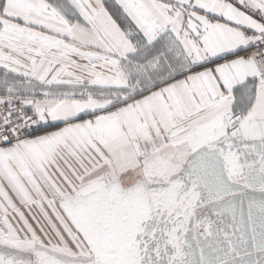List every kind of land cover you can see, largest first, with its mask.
Wrapping results in <instances>:
<instances>
[{"label": "snow or ice", "instance_id": "1", "mask_svg": "<svg viewBox=\"0 0 264 264\" xmlns=\"http://www.w3.org/2000/svg\"><path fill=\"white\" fill-rule=\"evenodd\" d=\"M0 264H264V0H0Z\"/></svg>", "mask_w": 264, "mask_h": 264}]
</instances>
